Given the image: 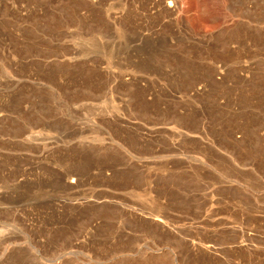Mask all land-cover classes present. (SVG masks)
Wrapping results in <instances>:
<instances>
[{"label":"rangeland","instance_id":"rangeland-1","mask_svg":"<svg viewBox=\"0 0 264 264\" xmlns=\"http://www.w3.org/2000/svg\"><path fill=\"white\" fill-rule=\"evenodd\" d=\"M0 264H264V0H0Z\"/></svg>","mask_w":264,"mask_h":264},{"label":"bare ground","instance_id":"bare-ground-1","mask_svg":"<svg viewBox=\"0 0 264 264\" xmlns=\"http://www.w3.org/2000/svg\"><path fill=\"white\" fill-rule=\"evenodd\" d=\"M166 7H167V9L170 11V12H172L173 11V6L171 5V3H167L166 4ZM127 79V78H126ZM76 181V180H75ZM77 182V181H76ZM71 184H76L74 181H73V179H72V181L70 182ZM156 221H158V220H156Z\"/></svg>","mask_w":264,"mask_h":264}]
</instances>
